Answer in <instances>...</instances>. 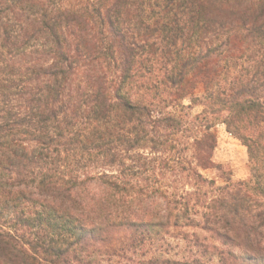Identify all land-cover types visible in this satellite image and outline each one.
Segmentation results:
<instances>
[{"label":"trees","instance_id":"obj_1","mask_svg":"<svg viewBox=\"0 0 264 264\" xmlns=\"http://www.w3.org/2000/svg\"><path fill=\"white\" fill-rule=\"evenodd\" d=\"M115 237L264 264V0H0V264H101Z\"/></svg>","mask_w":264,"mask_h":264},{"label":"rangeland","instance_id":"obj_2","mask_svg":"<svg viewBox=\"0 0 264 264\" xmlns=\"http://www.w3.org/2000/svg\"><path fill=\"white\" fill-rule=\"evenodd\" d=\"M188 103V101H185ZM200 110L199 106L193 107L192 111L197 112ZM213 160L216 163H220L226 169H230L234 179H244L249 175L248 156L246 148L240 143L239 140L232 137L225 129L223 124L217 125V145L213 152ZM202 173L208 177L215 179L216 183H221L219 179L218 171L215 169L203 170ZM118 237H115L112 242V248L109 249L104 246H98L94 251L95 255L101 260V264H138V260L145 257L144 254L147 249H143L137 252H131L130 250L121 251V244L118 241ZM125 240V239H123ZM123 246V245H122ZM180 247L175 248V251H179ZM150 253V252H149ZM147 252V255H149ZM169 255V254H165ZM172 255V252L171 254ZM177 254V257L180 256Z\"/></svg>","mask_w":264,"mask_h":264}]
</instances>
